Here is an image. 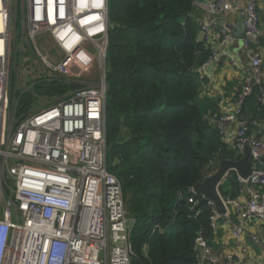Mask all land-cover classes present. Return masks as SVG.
I'll use <instances>...</instances> for the list:
<instances>
[{
	"label": "built area",
	"instance_id": "obj_1",
	"mask_svg": "<svg viewBox=\"0 0 264 264\" xmlns=\"http://www.w3.org/2000/svg\"><path fill=\"white\" fill-rule=\"evenodd\" d=\"M13 1L0 0V264H132L135 220L128 215L122 183L109 170L106 153L109 0L22 3L23 31L34 55V60L23 59L28 77L69 83L94 69L97 59L99 74L90 77L97 80L86 81L19 119L11 115L10 75L26 49L23 40L18 42V4L13 13ZM263 5L264 0L199 3L200 39L211 46V54L197 68L202 84L210 66L221 60L244 70L232 107L214 111L210 123L223 143L241 156L249 145L253 161L262 163L247 178L235 171L239 187L235 197L220 190L228 173L219 186L224 213L200 193L211 208L214 236L223 229L231 244L218 255L200 232L195 247L199 264H252L244 239L247 225L264 222V130L262 135L251 132L242 113L256 87L264 110ZM241 16L248 58L244 67L231 52ZM190 191L194 207L198 193L193 187ZM249 236L260 243L255 232Z\"/></svg>",
	"mask_w": 264,
	"mask_h": 264
},
{
	"label": "trees",
	"instance_id": "obj_2",
	"mask_svg": "<svg viewBox=\"0 0 264 264\" xmlns=\"http://www.w3.org/2000/svg\"><path fill=\"white\" fill-rule=\"evenodd\" d=\"M195 2L109 0L106 153L135 220L132 264H199L197 237L202 232L212 242L214 231L207 200L194 194L199 201L192 207L190 190L216 169L221 154L241 158L206 117L218 108L200 95L197 68L211 46L200 39ZM81 86L58 79L38 89L56 98ZM257 92L243 105L246 119L264 120ZM35 100L32 93L20 97L15 115L31 112ZM229 178L236 196L234 170Z\"/></svg>",
	"mask_w": 264,
	"mask_h": 264
},
{
	"label": "crops",
	"instance_id": "obj_3",
	"mask_svg": "<svg viewBox=\"0 0 264 264\" xmlns=\"http://www.w3.org/2000/svg\"><path fill=\"white\" fill-rule=\"evenodd\" d=\"M202 0H196V17L203 10L199 6ZM264 11V5L262 6ZM232 17V16H231ZM235 18V17H233ZM264 27V14L262 18ZM264 48V47H263ZM231 52L238 62L244 67L248 65V58L243 51V41L236 40L231 46ZM209 77L201 86L200 95L203 99L215 101L218 109H230L233 105L236 94L241 89L244 80V70L240 67L232 65L228 60H221L210 66L208 69ZM213 109H209L207 115ZM209 119V117H207ZM251 132L262 135L264 130V120H259L256 117L247 119ZM247 234L244 236L245 242L248 245L249 258L252 264H264V222L250 221L247 225ZM221 231V232H220ZM218 233V236H213L212 247L214 251L223 256L224 251L231 244V236L223 229ZM249 232H255L260 238V243L255 242L249 236ZM223 258V257H222Z\"/></svg>",
	"mask_w": 264,
	"mask_h": 264
},
{
	"label": "rangeland",
	"instance_id": "obj_4",
	"mask_svg": "<svg viewBox=\"0 0 264 264\" xmlns=\"http://www.w3.org/2000/svg\"><path fill=\"white\" fill-rule=\"evenodd\" d=\"M27 0H14L13 1V13L15 12V3L18 4V17L19 20L17 22V36H18V42L21 43V41L23 40V45L22 47L24 49H26V51H24V53L21 54V58H20V54H19V58H18V63H17V71L13 70L11 75H10V85H11V89H12V98H13V104H14V110L12 111V116L14 115L16 117V119H19V117H17L15 115V112H17V108L19 105V99L20 97H22L23 95L27 94V93H32L37 100H35L33 103V107H32V111L36 110L38 108H41L43 106L49 105L50 103H52L53 101L56 100V98H49L48 96L45 95H41L39 93V86H43V85H47L50 83L49 80L47 79H32L30 77L27 76L26 71H24V66H23V59L25 57L30 58L31 60H34V55L32 54V51L29 47L28 44V39L25 38V34L26 31H23V24H22V17L20 15V11H21V5L22 3L26 4ZM40 42L42 43L43 41L40 40ZM28 49V51H27ZM90 49H92V47H90ZM99 59L96 60L95 64H94V69H92L89 73H87L85 76L80 77V78H76L73 81L77 82V83H81L84 84V82L86 81H94L97 80V78L95 79H90L91 76H97L99 74L98 71V62ZM25 72V75H24ZM214 111H212L211 113H209L208 115H206V117L211 116V114ZM233 178H229L227 180H225V182H223L222 185V190L221 192L226 193L225 195H230L233 196L231 194L233 188H234V183H233ZM223 193V194H224ZM237 196V195H236ZM235 197V196H234ZM221 232V231H220Z\"/></svg>",
	"mask_w": 264,
	"mask_h": 264
},
{
	"label": "water",
	"instance_id": "obj_5",
	"mask_svg": "<svg viewBox=\"0 0 264 264\" xmlns=\"http://www.w3.org/2000/svg\"><path fill=\"white\" fill-rule=\"evenodd\" d=\"M234 34L238 40H243L246 36V28L244 18L242 16L236 20ZM118 162L119 158H116L115 164ZM261 167L262 163L260 161H253L251 147L246 145L241 158L238 160L230 159L225 154H221L218 158V166L216 170L204 179L196 182L193 188L195 193H204L206 198L214 203L216 209L220 213H224L226 211V206L220 194L219 186L228 173L234 170L243 177L247 178L251 175L255 168L260 169Z\"/></svg>",
	"mask_w": 264,
	"mask_h": 264
},
{
	"label": "bare ground",
	"instance_id": "obj_6",
	"mask_svg": "<svg viewBox=\"0 0 264 264\" xmlns=\"http://www.w3.org/2000/svg\"><path fill=\"white\" fill-rule=\"evenodd\" d=\"M51 2H52V0H51Z\"/></svg>",
	"mask_w": 264,
	"mask_h": 264
}]
</instances>
